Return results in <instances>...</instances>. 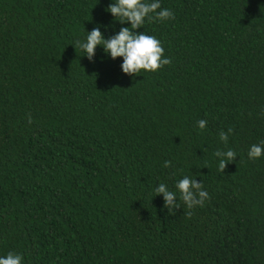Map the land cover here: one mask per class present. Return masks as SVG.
Returning a JSON list of instances; mask_svg holds the SVG:
<instances>
[{"label":"trees","instance_id":"16d2710c","mask_svg":"<svg viewBox=\"0 0 264 264\" xmlns=\"http://www.w3.org/2000/svg\"><path fill=\"white\" fill-rule=\"evenodd\" d=\"M109 2L0 0V255L264 264V156L247 155L264 142V0H161L174 17L137 31L171 62L133 76L71 45L114 34ZM185 175L209 197L169 212L155 188Z\"/></svg>","mask_w":264,"mask_h":264},{"label":"clouds","instance_id":"9594fccd","mask_svg":"<svg viewBox=\"0 0 264 264\" xmlns=\"http://www.w3.org/2000/svg\"><path fill=\"white\" fill-rule=\"evenodd\" d=\"M105 11L112 16L113 35L105 36L104 31L108 30V25H98L91 31H86L82 40H77L72 46L84 53L90 62L94 61L98 46L102 48L103 57L115 61L122 58L120 63L121 72L128 76H133L141 71L155 72L162 66L171 61L164 56V49L161 41L154 35H149L145 31H137L143 27L145 20H170L174 13L167 8H162L161 0H110ZM119 23L121 27L118 31L115 24ZM128 25V26H124ZM206 120L197 121L199 129H205ZM221 132L220 141L227 144L228 135L231 133ZM214 155L218 158V167L224 171L226 165L236 160L237 153L228 149L226 151L217 150ZM249 159H259L264 156V142L253 144L248 150ZM171 162L165 161L164 167H170ZM176 191L169 190L168 186L160 183L155 188L157 195L163 197V207L169 212L178 208L179 198L184 201L189 209L197 205H203L208 199L209 193L203 188V181L198 182L196 178L183 176L174 185ZM23 256L18 253L8 252L6 255H0V264H23Z\"/></svg>","mask_w":264,"mask_h":264}]
</instances>
